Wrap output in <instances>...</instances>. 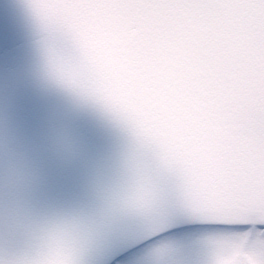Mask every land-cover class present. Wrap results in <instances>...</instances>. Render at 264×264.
I'll use <instances>...</instances> for the list:
<instances>
[{
  "label": "snow or ice",
  "instance_id": "snow-or-ice-1",
  "mask_svg": "<svg viewBox=\"0 0 264 264\" xmlns=\"http://www.w3.org/2000/svg\"><path fill=\"white\" fill-rule=\"evenodd\" d=\"M0 264H264V0H7Z\"/></svg>",
  "mask_w": 264,
  "mask_h": 264
},
{
  "label": "water",
  "instance_id": "water-1",
  "mask_svg": "<svg viewBox=\"0 0 264 264\" xmlns=\"http://www.w3.org/2000/svg\"><path fill=\"white\" fill-rule=\"evenodd\" d=\"M6 4L7 0H0V20H3L7 17Z\"/></svg>",
  "mask_w": 264,
  "mask_h": 264
}]
</instances>
